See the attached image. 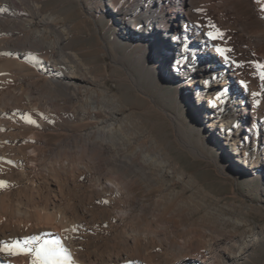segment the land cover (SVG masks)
Returning a JSON list of instances; mask_svg holds the SVG:
<instances>
[{
	"label": "bare ground",
	"instance_id": "6f19581e",
	"mask_svg": "<svg viewBox=\"0 0 264 264\" xmlns=\"http://www.w3.org/2000/svg\"><path fill=\"white\" fill-rule=\"evenodd\" d=\"M82 2L73 21L66 3L0 0V264H32L50 241L61 264H244L264 239L250 218L263 208L213 195L182 166L109 85L141 90L111 44L75 45L107 6L118 36L144 49L148 78L163 59L176 91L191 95L190 127L165 112L181 146L205 158L216 143L264 183V82L244 59L264 58V0ZM105 56L126 75H111L97 62ZM14 244L33 251L7 250Z\"/></svg>",
	"mask_w": 264,
	"mask_h": 264
},
{
	"label": "rangeland",
	"instance_id": "374dc122",
	"mask_svg": "<svg viewBox=\"0 0 264 264\" xmlns=\"http://www.w3.org/2000/svg\"><path fill=\"white\" fill-rule=\"evenodd\" d=\"M66 1L68 0H47V5L49 8H54L60 4H65ZM127 2L129 0H121L120 6H124ZM63 7L60 13H68L70 20L77 21L82 15H86L82 0H71V2H67ZM245 14L247 15V19L250 20L249 16L252 12L246 10ZM237 20V15L229 16L228 23L234 30L235 28L238 30L241 29L240 22H237ZM90 22L92 25V35L84 37V34L85 36L86 34L88 35L87 30L89 29L82 26V28H85V33L80 37L82 42L76 41L75 47H94L97 43L103 44L104 41L111 44L117 54L125 59L132 74L139 81L141 80V90L129 81L117 88L115 84L118 81L116 79H109V85L121 94L129 104L139 109L141 116L147 117L156 124L158 138L168 147L182 166L189 172L196 174L213 195L227 200L237 199V201H242L249 205L262 207L264 211V183L262 176L258 179L256 178L253 182L249 181V178L243 177L237 162L233 159V154L231 157V152L225 151L216 143H206L204 146V154L206 157L200 158L183 148L177 140L175 129L165 112L169 115L177 116L190 127L188 115L194 108L189 100L191 98L190 94H179L176 91L171 67L167 61L160 60L159 74L148 78V75L154 70L153 65H149L147 69H143L136 57L144 49L133 47L129 41L118 36L115 29L116 26L111 15L108 13L107 6L95 13L93 19H90ZM248 24V22H245L244 26ZM252 28L260 29L262 25L258 24L257 27ZM244 59L256 71L257 77L264 82V78L261 75L264 73V58L261 60L259 56L249 54L245 55ZM146 61H149V59L147 58ZM97 62L99 64L106 63L108 72L111 75L120 77L126 75V70L113 64L109 56L99 58ZM263 94L264 91L259 95V100L262 102H264ZM153 102L156 104L155 111L144 112V109L149 105H153ZM51 124H55V122L52 121ZM2 191L5 193L6 189L3 188ZM194 198L203 197L198 194ZM250 218L264 227V214L252 211ZM244 264H264V239L258 243L252 256Z\"/></svg>",
	"mask_w": 264,
	"mask_h": 264
},
{
	"label": "snow or ice",
	"instance_id": "6c2138e0",
	"mask_svg": "<svg viewBox=\"0 0 264 264\" xmlns=\"http://www.w3.org/2000/svg\"><path fill=\"white\" fill-rule=\"evenodd\" d=\"M211 38L215 39L216 36L213 35V33L208 34ZM216 35H219L217 33ZM217 51L223 56L224 50L223 49H217ZM262 78H264V73L261 74ZM31 122V121H30ZM36 238L33 237L32 240H35ZM25 244H28L29 241L25 240ZM58 242L50 241L46 242L39 246L38 249L35 250V258L33 259L32 264H61L60 260L58 259L59 253L55 245H57ZM12 249H17L18 251H33L32 249H19L18 244H14L12 248H9L7 250L11 251Z\"/></svg>",
	"mask_w": 264,
	"mask_h": 264
}]
</instances>
